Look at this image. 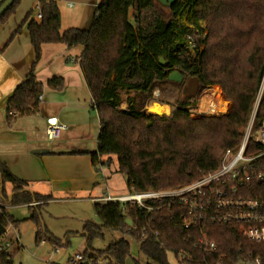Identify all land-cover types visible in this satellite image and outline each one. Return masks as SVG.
Returning a JSON list of instances; mask_svg holds the SVG:
<instances>
[{
	"label": "trees",
	"instance_id": "16d2710c",
	"mask_svg": "<svg viewBox=\"0 0 264 264\" xmlns=\"http://www.w3.org/2000/svg\"><path fill=\"white\" fill-rule=\"evenodd\" d=\"M20 1L15 0L0 17V25L16 13ZM36 1L41 21L31 19L33 12L29 11L14 33L27 25L35 62L7 103L8 125L40 112L44 86L37 81L34 69L41 59L42 46L79 45L83 47L79 65L99 119V134L96 151L73 154L90 156L96 169L110 167L112 157H116L117 172L126 178L130 194L184 187L216 170L226 150L239 147L264 76V0H176L170 9L154 0H101L88 30L70 28L64 32L60 31L58 0ZM195 29L207 33L200 42L203 48L193 49L197 58L190 59L189 38ZM173 72L183 76L182 83L169 81ZM192 78L198 79L197 90L182 95ZM164 85L172 87L171 103L161 101L171 104L170 114H150L144 110L145 102L156 89L165 92ZM211 86H219L231 102L230 113L193 117L189 110L197 105L202 90ZM47 87L62 91L64 80L54 77ZM219 87L216 89L220 92ZM263 119L264 90L255 128ZM6 184L12 186L9 193ZM53 200L50 195L30 191L28 183L0 160V225L18 229L20 221L9 209L27 206L31 210L28 219L37 227L36 244L48 241L57 249L63 242L65 247L76 234L59 240L41 222L42 210ZM145 204L153 211L131 203L96 204L101 225L84 224L80 234L85 239L83 260L126 264L131 257V243L126 239L104 250L94 248V240L102 238L106 229L137 243L147 264H172L169 255L177 264L254 263L256 259L264 264V243L248 241L235 224L206 223L203 233L217 246L209 254L198 245L200 228H185L187 209L179 198L152 199ZM128 219L132 225L126 222ZM21 248L0 252V264H14ZM134 263L139 264L136 260Z\"/></svg>",
	"mask_w": 264,
	"mask_h": 264
},
{
	"label": "crops",
	"instance_id": "0c3cea01",
	"mask_svg": "<svg viewBox=\"0 0 264 264\" xmlns=\"http://www.w3.org/2000/svg\"><path fill=\"white\" fill-rule=\"evenodd\" d=\"M100 1L58 0L61 14L60 31L64 32L70 28L88 30ZM29 11L33 12L31 19L38 21L36 14L40 9L38 2L33 0L31 6L26 8L20 17H16L15 13L6 23L0 25V160L7 164L15 176L28 183L30 191L52 196L54 200L51 202L87 199L95 206L105 203L101 200L105 196H125L114 195L110 190L111 180L118 173V167L111 169L117 160L116 157H112L110 167L99 166L96 169L90 156L73 154L97 150V144L93 150L79 146L74 148L73 135L82 129L87 133L95 123L98 127L96 138L99 134V119L79 65L82 46L70 48L63 44L42 46L41 59L34 69L37 81L44 86L40 112L33 117L19 118L14 124L8 125L7 103L17 86L25 81L35 62V51L27 25L25 24L21 31L14 35ZM54 77L63 78L62 91H54L47 87V82ZM163 112H168L165 105ZM50 120H57L68 127L57 140L47 138L46 130ZM50 141L57 143L51 145ZM34 150L48 152L43 153L42 161L36 163L33 161V167L28 164V155L34 154ZM112 172L115 175H112ZM18 236L17 247L20 246ZM6 242L14 244L12 240ZM68 260L65 264H70Z\"/></svg>",
	"mask_w": 264,
	"mask_h": 264
},
{
	"label": "built area",
	"instance_id": "2783aa9c",
	"mask_svg": "<svg viewBox=\"0 0 264 264\" xmlns=\"http://www.w3.org/2000/svg\"><path fill=\"white\" fill-rule=\"evenodd\" d=\"M41 19L39 12L36 20ZM189 46V50L195 47H192L191 41ZM263 90L264 76L239 147L236 150H226L216 170L178 189L125 196L108 195L101 200L105 203H131L135 207L153 211L146 206L147 200L179 198V202L187 209L185 228H200L202 236L198 245L209 254L215 252L217 246L203 233L207 222L235 224L238 233L248 241L264 243V119L258 128L254 126ZM189 112L193 115L196 111L191 109ZM67 129V125L50 120L46 130L47 138L57 140ZM11 246V242L0 240V252H9ZM80 263L94 264V260H83L82 255H76L71 260V264ZM238 264H260V259H256L254 263L243 260Z\"/></svg>",
	"mask_w": 264,
	"mask_h": 264
},
{
	"label": "rangeland",
	"instance_id": "374dc122",
	"mask_svg": "<svg viewBox=\"0 0 264 264\" xmlns=\"http://www.w3.org/2000/svg\"><path fill=\"white\" fill-rule=\"evenodd\" d=\"M1 1L2 0H0V3ZM32 3L33 0H21L20 5L16 10V17H20L22 15V12L26 10V8L31 6ZM206 33L207 32H200L199 29H195V31L191 35V38L189 39V41H191L192 43V47L198 46V50H201L203 48V45L200 42L202 41V39H204ZM198 41L199 44L197 45ZM187 55H189L190 59L197 58V53L193 50H189L187 52ZM190 81L191 79L187 81L186 86L182 91V95L193 93L197 90L198 82L193 81V83L190 84ZM216 87L218 86H211L202 90V92L199 94L197 105L194 107L196 112L192 115L193 117H201L204 115L223 116L230 113L232 108L231 102L226 99L221 91V88L219 87V92ZM164 89L165 92H161L160 88L156 89L153 92V95L146 100L144 110L150 112V109L153 105L157 107L156 105L160 104L165 105L168 108V112H163L162 115L170 114L171 104L166 105L161 101L165 100L168 103H171L172 99L169 93L170 91H172V87L170 85H164ZM214 95H217L214 103L220 106H223V104L226 103L227 112H217L215 114L205 113L206 107L210 106L209 103L213 101ZM124 107L125 106L123 105L122 108ZM217 108L219 107L217 106ZM97 128L98 127L95 123L94 126L89 128L87 133L82 129L81 132L73 135V147L77 148L79 146V148H86L87 150L95 149L97 144ZM56 143V141H50L51 145H54ZM43 157V154H29L28 164L34 167L33 161L34 163L42 161ZM117 167L118 163L117 160H115L114 165L111 166V169H117ZM111 174L115 175V173L113 172ZM11 187V184H6L7 193L10 192ZM110 190L114 195L129 194L126 185V178L122 174L117 173V175L114 176L111 180ZM9 211L16 220L20 221L18 229H15L12 225H10L6 230V233L2 236V240L4 242L11 240L14 242V244H12L11 248L9 249V252H13L17 248L16 239L18 235V237H20V246H22V248L17 251L14 257V264H65L69 257H75L76 254L83 253L85 250V239L80 235L82 233L83 224H85L86 222H91L93 224H96L97 226L101 225V222L95 212V206L90 204L87 199H65L57 202H50L42 210L41 214V222L44 227L51 233V235L62 241L64 240L65 235L69 234L67 233L68 231H72L74 235L76 234L75 236L69 238L68 245L62 247L63 242H61V246L57 247V249H54L53 245L48 241L42 242L40 245L36 244L35 235L37 232V227L32 220L28 219L31 216V210H29L27 206L10 208ZM102 232V238H98L93 242V246L96 249L104 250L110 244L124 238L131 243V257L128 259V264H135V260L139 264L148 263L146 257L139 252L137 243H135L131 238L123 236L119 232L106 229H103ZM169 260L172 264H177L178 262L173 255H169ZM102 264H107V262H103Z\"/></svg>",
	"mask_w": 264,
	"mask_h": 264
},
{
	"label": "water",
	"instance_id": "95a60500",
	"mask_svg": "<svg viewBox=\"0 0 264 264\" xmlns=\"http://www.w3.org/2000/svg\"><path fill=\"white\" fill-rule=\"evenodd\" d=\"M15 0H5L1 6H0V17L6 12V10H8V8L14 3ZM156 3H158L162 8L164 9H170L173 4L176 2V0H154ZM160 63L164 66L167 65V62L163 59L160 58ZM169 81L171 82H176V83H182L183 81V76L181 74H179L178 72H173L170 74L169 76ZM193 81L198 82L197 78H192L190 81V84L193 83ZM157 107H155L154 105L151 107L150 109V114L153 115H157V116H163V105H156ZM47 150H34L33 153L34 154H43V153H47ZM129 225H132L131 220H127L126 221ZM6 232V228L3 227L2 225H0V237L3 236ZM87 264V263H84Z\"/></svg>",
	"mask_w": 264,
	"mask_h": 264
},
{
	"label": "bare ground",
	"instance_id": "6f19581e",
	"mask_svg": "<svg viewBox=\"0 0 264 264\" xmlns=\"http://www.w3.org/2000/svg\"><path fill=\"white\" fill-rule=\"evenodd\" d=\"M213 91V90H212ZM216 93V92H215ZM211 94V93H210ZM209 94V95H210ZM216 96L217 95H214V98H213V101H211L210 103H209V105L210 106H207L206 107V110H205V113H210V114H215V113H225V112H227V108H226V106H227V104L226 103H224L223 104V106H220V105H217L216 103H214V101L216 100ZM210 99V98H209ZM217 106L219 107V108H217Z\"/></svg>",
	"mask_w": 264,
	"mask_h": 264
}]
</instances>
